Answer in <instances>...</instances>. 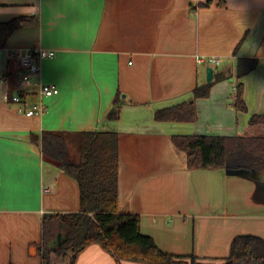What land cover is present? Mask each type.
<instances>
[{"label":"crops","instance_id":"0c3cea01","mask_svg":"<svg viewBox=\"0 0 264 264\" xmlns=\"http://www.w3.org/2000/svg\"><path fill=\"white\" fill-rule=\"evenodd\" d=\"M194 1L0 0V22L23 18L0 50V264H41L43 215L79 211L77 183L43 163L31 140L43 131L116 132L119 212L137 215L140 233L183 264L190 257L223 264L236 236L264 242V182L225 170L187 171L170 141L264 136V128L248 126L252 115H264V0ZM37 47L55 53L41 63L40 80L59 94L45 101L46 114L27 118L2 96L16 91L20 74L8 55ZM197 57L218 58L213 78H230L194 102L195 123L155 122V111L190 101L206 84L207 66ZM238 59L257 60L242 81L246 113L231 106ZM117 93L119 120L107 122ZM74 264L116 263L91 245Z\"/></svg>","mask_w":264,"mask_h":264},{"label":"trees","instance_id":"16d2710c","mask_svg":"<svg viewBox=\"0 0 264 264\" xmlns=\"http://www.w3.org/2000/svg\"><path fill=\"white\" fill-rule=\"evenodd\" d=\"M23 18L0 22V50L6 48L12 35L21 28ZM237 47L234 49V53ZM257 66L255 59H238L235 64L236 85L231 103L238 113H246L243 79ZM230 78L214 76L212 82L197 85L191 100L157 110V123L193 124L197 120L196 100L207 99L212 86ZM191 102V103H190ZM117 93L106 121L116 123L122 108ZM248 126L264 128V115H252ZM39 145L43 163L61 170L79 188V211L70 214H46L41 220V242L37 254L41 264L64 262L69 255L73 264L91 245L98 246L116 264H183V257L165 254L154 241L140 233L137 215L121 214L118 202V135L116 132L43 131L32 137ZM174 148L185 155V169L242 172L254 181L264 182V136L173 135ZM190 264H196L190 257ZM223 264H264V242L252 236H236L230 243Z\"/></svg>","mask_w":264,"mask_h":264},{"label":"built area","instance_id":"2783aa9c","mask_svg":"<svg viewBox=\"0 0 264 264\" xmlns=\"http://www.w3.org/2000/svg\"><path fill=\"white\" fill-rule=\"evenodd\" d=\"M195 2L194 0H192ZM198 4L193 6V10H198ZM14 58L20 69V74L16 83V91L5 93L2 100L5 103L16 105V112L27 118H40L47 113L46 100L59 94L58 89L52 85H45L40 80L41 63L45 60H51L55 57L53 51H47L42 48H28L15 55H8ZM196 62L199 65L207 67L219 66L220 61L216 57H197ZM35 96V101H30L31 96Z\"/></svg>","mask_w":264,"mask_h":264},{"label":"water","instance_id":"95a60500","mask_svg":"<svg viewBox=\"0 0 264 264\" xmlns=\"http://www.w3.org/2000/svg\"><path fill=\"white\" fill-rule=\"evenodd\" d=\"M212 80H213V69L211 67H207L205 69V82L210 83L212 82ZM226 172L228 174L231 173V174H236V175H239V174L244 175V173L242 172H229V171H226ZM52 264H73V257L72 255H69L64 262H54Z\"/></svg>","mask_w":264,"mask_h":264},{"label":"rangeland","instance_id":"374dc122","mask_svg":"<svg viewBox=\"0 0 264 264\" xmlns=\"http://www.w3.org/2000/svg\"><path fill=\"white\" fill-rule=\"evenodd\" d=\"M188 262H184V264H187ZM196 263V262H195ZM197 264V263H196Z\"/></svg>","mask_w":264,"mask_h":264}]
</instances>
